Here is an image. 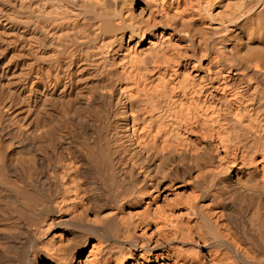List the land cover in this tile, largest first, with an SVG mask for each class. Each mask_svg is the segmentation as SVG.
Here are the masks:
<instances>
[{"label":"bare ground","instance_id":"obj_1","mask_svg":"<svg viewBox=\"0 0 264 264\" xmlns=\"http://www.w3.org/2000/svg\"><path fill=\"white\" fill-rule=\"evenodd\" d=\"M0 48V264H264V0H0Z\"/></svg>","mask_w":264,"mask_h":264},{"label":"rangeland","instance_id":"obj_2","mask_svg":"<svg viewBox=\"0 0 264 264\" xmlns=\"http://www.w3.org/2000/svg\"><path fill=\"white\" fill-rule=\"evenodd\" d=\"M2 48H0V59H4V57L6 56V55H9L11 52L10 51H8V50H1ZM11 55V54H10ZM8 57V56H7Z\"/></svg>","mask_w":264,"mask_h":264}]
</instances>
